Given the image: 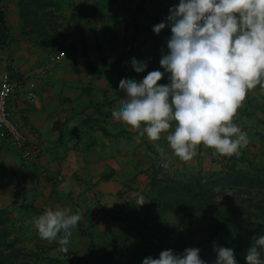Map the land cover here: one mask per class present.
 Returning <instances> with one entry per match:
<instances>
[{"label":"rangeland","instance_id":"obj_1","mask_svg":"<svg viewBox=\"0 0 264 264\" xmlns=\"http://www.w3.org/2000/svg\"><path fill=\"white\" fill-rule=\"evenodd\" d=\"M165 1L0 0L8 26L6 33L0 32V69H7L16 80L25 76L29 82H34L38 90L33 108L36 105L39 107L42 102H49L63 111L61 114L50 111L51 119L54 115L53 130L61 137L70 134L75 142L83 133L66 126L71 127L77 119H82L86 126L81 130L104 128L102 118L92 119L91 113L85 115V118L81 116L91 106L90 79L96 78L95 75L89 78L84 74L90 68L89 60L95 58L106 61L107 57L114 60V56L129 54L134 40L143 32V27L159 19L158 13ZM93 71L95 73L97 69ZM61 137L57 142L59 146L63 145ZM30 147L34 158L25 162L0 139V223L8 221L10 241L9 248L0 249V264H85V261L88 264H142V260L148 256L158 258L162 250L172 249L176 253H182L184 249L193 247L200 249V257L206 264H214V244L204 240L202 231L197 227L180 223L176 215L158 206L153 207L150 213L151 216H156L153 220H138L134 215L126 217L122 213V202L116 203V208L110 215L115 221L114 225L110 223L112 235L115 236V247L110 246L107 252L101 248L100 254L89 251V228L81 221L78 225L84 234L78 232V238L71 239L68 253H61L57 243H49L38 236L32 221L39 215L22 206L20 192L25 193L26 206L44 210L58 206L65 194L57 189L59 178L45 169L46 166L50 168V161L44 154L46 149L43 142ZM148 151L152 155L148 189L140 193L144 197L143 202L147 201V204L152 199L157 202L155 192L150 187L152 173H156L160 179L158 188L166 186L167 179L185 180L200 174L206 180L214 173L200 171L185 176L174 170L172 164L156 150L148 148ZM64 155L63 150L58 154L57 160L61 161ZM165 163L168 164L167 167L164 166ZM230 164L232 162L228 160L220 170L232 167ZM243 168L245 173L264 178L263 167L250 164ZM10 171L23 174L25 183L20 190L17 189L19 178ZM78 189H81L80 192H68L72 213L85 208V201L80 204L76 194H91L81 187ZM130 193L133 200L125 202L133 206L129 209L130 213H135L138 201L134 202V199L139 192ZM122 194L121 191L118 193L120 199ZM102 231L104 228L99 232L106 233L109 230ZM102 241V245L106 247L107 239ZM86 250L90 252V256L84 255ZM85 256L88 261L84 259Z\"/></svg>","mask_w":264,"mask_h":264},{"label":"clouds","instance_id":"obj_2","mask_svg":"<svg viewBox=\"0 0 264 264\" xmlns=\"http://www.w3.org/2000/svg\"><path fill=\"white\" fill-rule=\"evenodd\" d=\"M164 22L153 26L159 35L166 27L167 53L159 60L163 71L153 70L141 80L122 79L119 90L125 102L112 118L146 137L162 158L166 138L171 155L190 162L201 146L212 155L239 157L250 143L248 134L235 122L249 94L264 92V0H179L169 8ZM134 72L142 73L146 61L131 60ZM168 74L167 84L159 83ZM168 166L167 163L164 165ZM71 191L69 181L61 185ZM144 197L137 194L139 205ZM81 220L79 209H46L32 223L38 236L68 253L73 230ZM214 264H237L234 250L214 245ZM264 235L246 250V264H264ZM142 264H206L199 248L182 253L162 250Z\"/></svg>","mask_w":264,"mask_h":264},{"label":"crops","instance_id":"obj_3","mask_svg":"<svg viewBox=\"0 0 264 264\" xmlns=\"http://www.w3.org/2000/svg\"><path fill=\"white\" fill-rule=\"evenodd\" d=\"M178 2L179 0H166L165 4H161V10L158 13L159 19L143 27V32L134 40V45L126 56H114V60L107 57L106 61L95 58L89 60L90 68L88 71H84V74L88 75L89 78L91 75H95L96 78L90 79L91 95L89 100L92 102L91 106L86 108L81 116L85 118V115L90 113L92 119H96V117L101 119L103 115L106 116L103 120V130L98 127L81 130L80 128L86 126L83 124V120L78 117L80 120H75L71 127L66 126L68 129L83 133L75 143L70 134L61 137L57 131L53 130L54 115L51 119L50 111L59 114L63 111L58 110L52 103L42 102L39 107L36 105L35 109L33 108L34 101H23L24 97H19L17 100L13 99L9 103L10 108L15 109L17 116H19L21 129L28 136L31 145L34 146L43 142L46 149L44 154L48 156L50 161V165L46 163L50 168L46 166L45 169L59 178L56 183L57 189L65 192L61 185L64 181H69L70 192H76V190L80 192L81 189L78 187L91 192V194L77 193L76 195L79 196L80 204L85 201L84 210H80V222H84L87 229L89 228V236L93 240L95 252L93 248L91 250L94 254H100L101 248L107 252L110 246L115 247V236L112 235L110 229V223L113 224L115 221L111 219L110 215H112V210H115L116 203L122 202V208L124 207L122 213L126 217H133L134 215L138 220L143 218L148 221L156 218L155 215H150L152 208L147 207V201H144L142 205L136 203L138 207H136L135 213H130L129 209H132L133 206L125 201L133 200L130 192L137 191L140 194L148 189L152 167V155L148 148L158 152L157 147L149 142L146 137H138L136 132L115 121L112 118V111L118 110L126 100V94L119 90V82L122 79L134 78L139 81L150 71H163L159 60L162 52L166 54L168 51L166 41L170 38L171 31L169 27H166L157 35L152 31V28L154 25L164 22L169 14V8ZM133 58L147 62V68L144 72L136 73L133 71L131 67ZM94 69H97L95 73ZM167 76L166 73L159 83L167 84ZM95 109L100 110V116L96 114ZM235 122L248 134L250 140V143L242 149L239 156L245 161L242 165H247L249 159L253 165L264 168V92L260 90L259 86L249 94L244 106L238 110ZM60 137L63 143L61 146L57 145ZM159 144L165 148L166 157L164 159L172 164L174 170H178L185 176L197 174L200 171H219L224 163L235 158L214 156L211 150L201 146L198 155L193 160L180 162L171 155L166 144V138L162 139ZM12 150L21 159L19 153L14 149ZM63 150L65 155L59 161L57 160L58 154ZM58 166L60 169H57ZM120 191L123 193L121 196L123 201L118 197ZM125 191L126 193H124ZM136 201L137 198L134 199V202ZM64 208L71 210L68 192L61 197L58 206L51 207L53 210ZM104 223L105 225H103ZM105 227L109 229H105ZM102 228L104 231H109L106 233L99 232ZM75 238H78L77 230H73L71 237V239ZM105 239H107L106 247L102 245V240L105 241ZM84 255L90 256V252L86 250ZM84 259L88 261L87 256Z\"/></svg>","mask_w":264,"mask_h":264},{"label":"trees","instance_id":"obj_4","mask_svg":"<svg viewBox=\"0 0 264 264\" xmlns=\"http://www.w3.org/2000/svg\"><path fill=\"white\" fill-rule=\"evenodd\" d=\"M7 27L0 5V32L6 33ZM96 114L100 116V110L96 109ZM105 118L103 115L102 119ZM229 161L232 162V167L214 172L206 180L200 174L185 180L167 179V185L162 188H158L160 179L156 173H152L150 187L155 192L157 202L152 199L147 207H161L176 215L180 223L194 225L202 231L204 240L213 242L218 247L233 249L237 264H246V250L259 236L264 235V178L245 173L242 165L245 161L241 157ZM249 163L257 166L250 161H247V166ZM10 173L19 178L17 189L20 190L25 183L23 174ZM20 196L24 208L32 209L37 215L45 211L26 206L25 193L20 192ZM7 223L8 221L0 223L1 250L10 247ZM76 230L84 234L79 225ZM89 238L91 251L93 240ZM72 255L75 257V254ZM261 258L264 259V251L261 252ZM85 264L88 262L85 261Z\"/></svg>","mask_w":264,"mask_h":264},{"label":"built area","instance_id":"obj_5","mask_svg":"<svg viewBox=\"0 0 264 264\" xmlns=\"http://www.w3.org/2000/svg\"><path fill=\"white\" fill-rule=\"evenodd\" d=\"M19 97H24L26 102L34 101L37 98L35 83L29 82L25 76L16 80L7 69H0V139L17 151L24 161H31L34 158L31 143L21 129L15 109L9 105Z\"/></svg>","mask_w":264,"mask_h":264}]
</instances>
